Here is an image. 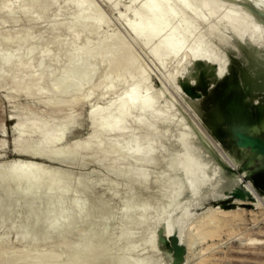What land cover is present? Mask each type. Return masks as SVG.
Segmentation results:
<instances>
[{
  "label": "rangeland",
  "instance_id": "374dc122",
  "mask_svg": "<svg viewBox=\"0 0 264 264\" xmlns=\"http://www.w3.org/2000/svg\"><path fill=\"white\" fill-rule=\"evenodd\" d=\"M65 1L67 0H55V5L48 7L47 13L45 11L43 14V20H38V22L31 21L30 18L40 17L41 9L44 7L27 8L24 15L20 16L18 23L12 22L18 4L14 0L0 2V17L4 13L9 15L0 27V35L10 31L27 29L31 31L30 36L25 40L13 39L8 43L9 48L17 46L18 49L8 56L2 74L11 69L25 68L28 60L38 56L42 52V48L53 40V29L63 22H69L68 31L65 30V33H62L64 42L75 50L72 62L64 64L59 70L55 67L49 68L46 71L48 75L45 79L41 80L38 76L40 72H37L30 78L26 92L12 90L10 88L13 81L12 76L0 74V164L12 166L16 161L22 160L47 165L48 171H52L51 173L59 171L60 181L64 182L67 178L70 179L72 187L70 192L61 197L55 194L53 189L50 193L48 191L44 193L22 191L13 192L7 196L5 194L6 185L10 184L11 186H7L12 187L14 183L12 180L6 179V183L3 184L4 188L3 185L0 186V264H134V257L140 259L139 255H142L140 257L143 258L146 257V262L140 261L137 264H159L156 262L158 259L164 261V264H172V255L159 243V230L162 227L166 230L167 236L174 232L179 234L181 242L187 248L184 264H200L202 260L206 261L205 259L211 256L215 257L205 264H264V193L255 188L251 181L245 180L246 172L240 173L239 168L245 159V151L242 152L239 159L236 153L233 154L230 151L226 143L223 144L211 132L215 123L213 119L210 121L209 114L199 115L200 109L194 110L191 107L193 98L187 96L182 90L180 86L182 80L177 76L176 78L171 76L173 71L178 68V61L173 60L166 64L167 60L163 54L157 57L152 56L151 50L156 44V38H152L148 43L142 45V40H146L145 36L131 32L130 26L143 15V3L135 4L133 0H115L116 2L110 5L107 0H79V6L70 17L67 15L68 19L66 15L57 18L56 11ZM242 1L219 0L217 5L222 13L233 8V16L245 11L247 13L245 20H251L264 10V0H261L260 3L255 0H245L244 3ZM211 2L212 0H201L203 5ZM252 7L256 8L258 13L254 12ZM66 11H70L69 8ZM120 13H122V17L119 18ZM222 13L219 14L220 16L210 17L206 24L199 28V31L204 34L212 31L224 20ZM47 16L50 17L47 19ZM96 21L102 22L100 26H94ZM236 26L237 21L232 19L229 28L233 29ZM77 28L94 38L88 47L83 48L82 46L85 39L83 35L74 39ZM250 41H254L255 47L260 49L255 55L256 58L251 59H258V61L263 59L262 61H264V24H260L257 31L249 33L243 39V43ZM32 44L37 45L33 52L29 50ZM195 45V48L203 51L208 58L214 52V48L209 43L195 42ZM4 46L1 44L0 50L9 52L8 48ZM233 55L230 54L231 57ZM112 56H115L113 64H111ZM258 56L262 57L259 59ZM208 58L205 59V62ZM240 59L243 60L241 57ZM240 59L238 57L237 60L241 62V67L247 68L250 58L249 61L243 60V62ZM95 62H98L100 67L106 70L103 74L98 70L90 71V65ZM234 63L237 61H234L233 65L230 64V67L221 76L211 80V89L219 83V80L231 75ZM165 64L167 68H165ZM252 71V76L254 75L252 78L256 79L257 71ZM263 71L264 69H262ZM56 72H58V76L53 83L52 78ZM196 78H198L197 75L190 80L199 88L200 85ZM98 79H102L105 84L91 88V84ZM40 82L44 86L54 87L55 98L52 106H47V103L42 102L44 98L41 102L35 98L33 87ZM135 84H139L141 89L152 85V89L155 88L156 92V102H163L168 109L171 108L170 116L174 118L173 124L166 125L161 122L158 124L161 127H156L158 128L156 132H158L155 138L159 136L157 146H159L160 140L163 143L162 148L158 150L155 141L156 149L153 152L151 150L152 153L148 157H144L143 160L145 162L151 156L158 154L157 156H163V160L166 162L164 164L162 162L163 166L149 171L148 177L143 183L130 184L126 175L131 168L140 171L143 161L124 163V165L122 163L123 167L120 165L121 175L107 169L108 164L111 163L110 159L120 156L115 153L116 149L114 148L104 154L103 159L106 162L110 161L106 163V167L102 166L105 161H101L99 158L101 155L98 154L97 149L91 150L80 160L72 159V161L64 163L49 157L27 156L15 152L13 144L16 133L13 128L18 124V120L14 117L20 115L26 117L27 113H30L31 122L39 123L40 118H45L48 125L52 123L61 125L67 121V126L61 127L65 129L62 131L64 137L59 143L60 147H64L75 142L86 141L92 133V119H102L105 116L104 112L92 114V110L97 105L120 99L125 89ZM7 94L11 95L10 99L7 98L9 97ZM44 115L46 116L43 117ZM52 117H55V120ZM187 126L194 129L195 135L199 134L206 143L202 148H197L198 154L195 153V155L197 154L200 158L196 157V163L199 160L201 162L198 163L197 168L194 162L193 172L187 164L190 165L195 155L190 153L193 158L189 157L190 154L187 152L186 156L191 160L189 159L186 163L187 160L184 157L186 152L184 151L187 149L181 145V133L186 131ZM131 127L132 125L125 133L129 132ZM142 134L140 133V136L145 137L143 132ZM27 138L29 141H33L35 135L30 134ZM114 139L113 136L108 138L112 146ZM182 147L186 150H183ZM207 149L211 152L210 154H207ZM204 154L206 155L204 156ZM175 158H178L176 164L174 163L177 168L172 167V173L176 174L179 171L176 174L178 177L174 176L175 174L173 176L170 174L171 164L175 162ZM174 164L172 165L175 167ZM164 165L166 166L165 171L162 169ZM182 167L186 168H184L185 171ZM187 167L192 172V178H190L189 171V177L187 175L188 178L185 180L186 174L184 176V173ZM228 168L234 172L229 171ZM160 170L161 175L160 172H157ZM175 170L178 171L175 172ZM180 171H183L184 178L179 179ZM156 173L164 178L155 181L153 176ZM196 173H198L197 176ZM175 177L178 178L177 182L179 183H176ZM168 180H170V185ZM181 181L182 184H180ZM62 182L59 183L62 184ZM172 185L177 186L178 189ZM236 187H241L244 191L249 192L250 197L238 199L226 193L227 190L230 192ZM188 195L191 197L189 200L187 199ZM183 196H186L187 200L183 199ZM231 200H234V208L221 206ZM32 208L35 211L30 215ZM57 208L62 217L55 216L54 211L56 212ZM132 208L136 210L137 214L144 213V220L136 221L137 218L129 216L125 225L119 226L116 223L117 225L115 224L104 231L105 219L114 217L117 222L123 210L127 211ZM235 211L244 212L246 224H235L232 234L223 232L220 235H209V231L216 222L215 218ZM88 212L90 215L86 220L90 221L93 227L91 226L87 232L79 234L84 226L79 222ZM68 214L69 222L64 219ZM25 236L28 238L25 239ZM247 236L262 239V245L258 247L245 246L246 241H243ZM65 241L68 243L65 244ZM146 244L148 245L146 246ZM203 263L202 261L201 264Z\"/></svg>",
  "mask_w": 264,
  "mask_h": 264
},
{
  "label": "bare ground",
  "instance_id": "6f19581e",
  "mask_svg": "<svg viewBox=\"0 0 264 264\" xmlns=\"http://www.w3.org/2000/svg\"><path fill=\"white\" fill-rule=\"evenodd\" d=\"M7 1H9V0H0V2H7ZM14 1L18 4V9L14 12L12 22H17L18 20H20L19 19L20 16L24 15V12L26 11L27 8L35 9L37 6L41 7V8L44 7V9H41V16L34 18V19L30 18V20L31 21H37V22H38V20L42 21L43 20L42 19L43 14L45 13V11L47 13L48 7L55 5V0H43V1H41V0H14ZM133 1L135 4H142L143 3V15L140 19H138L135 23H133L130 26L131 32H133L135 34H143L145 36L146 40H142V42H141L142 45H144L145 43H148L149 40H151L152 38H156V40H157L156 44L154 45V47L151 50V54L153 57H157V56L163 54L167 60L166 64L173 61V60L178 61V63H179L178 68L173 71L171 76H173L175 78L177 76L182 81H189L190 79L195 78L196 75L198 76L197 68H199V69L200 68H208L209 79L212 80L214 78L221 76L224 73V71L230 67V64H232L234 61H236L238 59V57H239V59H240V57L243 58V60H245V61L246 60L249 61L248 59L250 58V62L248 63L247 68H246L250 72V74H251L250 76H252V73H251L252 70L257 71L256 72L257 73L256 76H258L257 78L264 76V72H262V69H264V66L262 68V65H264L263 64L264 61H262L263 59L259 60V61H258V59L254 60L256 58L255 55H257V53H258L257 51L260 49L255 47L256 44L254 41H252V42L250 41L249 43H243V39L245 37H247V35L249 33L253 32V31H257L259 29V25L264 24V10L261 11L260 13H258L257 15H255L251 20H245V14H247L245 11H241L239 13V15H237V16H233V14H232L233 8H230L226 12L222 13L221 10L219 9L220 8L219 5H217L219 0H212L211 3L206 4V5H203L201 3V0H147V1H145V0H133ZM255 1L257 3L261 2V0H255ZM107 2H108V4L111 5L112 3L116 2V1L115 0H107ZM242 2L244 3L245 0H243ZM242 2L240 3L241 5L243 4ZM79 3H80L79 0H67L65 2H62L60 7H59V10L57 9L56 14H55V12H54V14L56 15L57 18L58 17L60 18L61 16L66 15V17L68 19L71 16V14L77 9V7L79 6ZM68 8L70 11H66V10H68ZM221 13L224 16V20L219 25H217L212 31H210L207 34L201 33L199 31V28L202 27L204 24H206V22L209 20L210 17L220 16L219 14H221ZM67 15H69V17ZM8 17H9V15H7L6 13L1 15L0 27L4 24V22L6 21V19ZM49 17L50 16H47V19ZM54 17H53V20H54ZM118 17L119 18L122 17V13H120ZM232 19H234V21H237V26L233 29L229 28V24H230ZM19 23H20V21H19ZM101 23L102 22H100V21H98V22L96 21L94 26L98 27V26H100ZM16 25H20V24H16ZM30 26H32V25H30ZM17 28H19V27H17ZM17 28H15V29H17ZM31 29H32V27H31ZM68 29H69V22L68 21L58 24L52 31V34L54 35V37L52 35L53 40L49 44L45 45L42 48V52L38 56H35V57H32L31 59H29L28 60L29 62L25 68H23L21 70L11 69L10 71L3 73L5 75H11L12 76L13 81L10 84V88L12 90L26 92V90L28 89V83H29L30 78H32L37 72H40L38 76L40 77L41 80H43L47 77L48 74L46 71L49 70V68L55 67L59 70V69H61V67L64 64L72 62L73 56H75V50L71 45L64 42L63 34H62L65 30L68 31ZM41 33H42V31H41ZM30 34H31V31L29 29H27V30H22V31H13V32L10 31L7 34H1L0 35V46H1V44L5 45L4 47L8 48V50H9V52H6L3 49L0 50V74H2V70H3V67H4L6 61H7L8 56L11 55L15 50L18 49L17 46L9 48L7 46L8 43L13 39L25 40L26 38H28L30 36ZM81 35H83L85 37V39L82 43L83 48L88 47L92 43L94 38L91 36H88L87 34H84L83 31H81L77 28L75 30V33H74V39H78V37H80ZM195 42L209 43L214 48L213 49L214 52H213V54H211L210 58L206 57V54L203 51H200V49L195 48V46H196ZM36 46H37L36 44H32L29 47V50L31 52H33V49ZM233 52H234V55H233ZM230 54H232L233 57H231ZM261 57H259V59ZM207 58H208V60L205 62V59H207ZM251 58H254V59H251ZM114 59H115V56H112L111 64L114 63ZM240 60H242V59H240ZM243 60H242V62H243ZM166 64H165V68H167ZM235 64L236 63H234V66H235ZM213 66H215L217 68L214 70V73H211ZM244 66L246 67V65H244ZM97 70L101 71L102 74L106 71L104 68L100 67L98 62L97 63L95 62V63L90 65V71L91 72H94ZM254 74H255V72H254ZM240 75H241V73H240ZM57 76H58V72H56L52 78L53 83L56 80ZM196 79H198V78H196ZM104 84H105V82L102 79H98L97 81H95L94 83L91 84V88L96 87V86H101ZM242 84H243V82H242ZM254 87H255V85L253 84V87H252L253 90H254ZM152 88H153L152 85H149L145 89H141L139 84H135V85H132V86L128 87L127 89H125V91L122 93L120 99L118 98L116 101L111 100L107 103L97 105L96 108L94 110H92L91 113L95 114L98 112H104L105 116L102 119H92V123H91L92 133H91L90 137H88V139L86 141L75 142L73 144L66 145L64 147H60L59 143L62 141V139L64 137V134L62 133V131L65 128H61V127L62 126L64 127L67 124V121L65 123H62L61 125H57V124L55 125V123L53 125L52 122H51L52 123L51 125H48V123L45 121V118H43V119L40 118L39 120L41 122L39 121V123L31 122L32 117H31L30 113H27L26 117H25V115L23 117L21 115L18 117L16 116V117H14V119L18 120L17 121L18 124H16L15 127L13 128L15 133H16L13 148L17 154H25L27 156H41V157H45V158L49 157V158H52L56 161L63 162V163L67 162L69 160L72 161V159H75V160L79 159L80 160V158H84V155H86V154L88 155L89 152L93 149H97L98 154L101 155L99 158L103 162V161H105L103 159L104 154L106 152L112 150V148H114V149H116L115 153L119 154L120 156H115L112 159H110L111 163H110V165L108 164V166L111 168H109L107 166V169H111V170L115 171L114 172L115 174L116 173L120 174L121 173L120 172L121 171L120 165L122 163L124 165V163L131 164V163L143 161L142 162L143 165L140 168V171H137L136 169L131 168L126 173V175L128 176V180H129L130 184H135V183L141 184L148 177L149 171H151L153 168L163 166L162 162H163V164L166 162L165 160H163L164 159L163 156L159 155L160 156L159 157V156H157L158 154L151 156L150 159L145 160V162L143 160L144 157H148V155L156 149L157 138L159 139V136L157 138H155L156 137L155 135L158 132V131L156 132V129H158L156 127L157 126L161 127L160 125H158L161 122L166 123V125H167V124H171V123L173 124L172 121H174L173 120L174 118H172V116H170V113H172L171 112L172 109L171 108L168 109L164 105L163 102H161V103L156 102V100H155V94H156L155 88L154 89H152ZM213 88H215V87H212V89ZM200 89H201V86H199L198 90H200ZM212 89L210 88V91L207 92V94H205L202 98L193 99V102L190 104L191 107L194 110L200 109L199 111H201L202 106H204L203 105L204 102H207V100L211 97L210 92H212ZM33 91L36 94L35 98H38L40 100L38 102H41L42 98H44L43 99L44 101L42 100V102L47 103L46 104L47 106L53 105L54 98H55V92H54L53 86L47 87V86H44L42 82H40L33 87ZM7 95H9V97H7V98L10 99L11 95L10 94H7ZM12 96H13V94H12ZM65 103H69V102H65ZM63 105H65V104H63ZM66 105L69 106V104H66ZM16 111H18V110H16ZM21 113L23 115L22 111H21ZM16 114H17V112H16ZM204 114L206 115L208 113H204ZM13 115H15V114H13ZM45 116L46 115H44L43 117H45ZM119 116H120V118H119ZM92 117H94V116H92ZM182 119H184V118H182ZM47 121L50 122L49 120H47ZM56 121H57V119H56ZM131 125H132V127H131L130 131L128 130L129 132L125 133V131H127V129H129V126H131ZM163 126H164V124H163ZM142 132L145 134V137H142V135H143ZM211 132L214 133V130H211ZM27 133H29V134H27ZM140 133L142 134L141 136H140ZM153 133H154V136L152 135ZM30 134L35 135V139L33 141H29V139L27 138V136ZM111 136L115 137L114 142H113V146L111 143H109L110 141H108V138ZM199 137H200V135L199 134H198V136H197V134L195 135L194 129L190 128V126L189 127L187 126L186 131H183L181 133V145H183V147L187 149V151H184V152H186L184 157H186L187 162L184 160L185 158L182 157L184 162L188 163V160L190 159V158H187V156H186L187 152L189 154L190 153L193 154V156H194L195 153L198 154L197 148L200 149V148H202L203 144H206L205 141H203L201 137L199 139ZM155 141H156V146H154ZM159 142H160L159 146L160 145L161 146L160 147L157 146L158 150H159V148L160 149L162 148V144H163L162 141L159 140ZM223 144H225V143L223 142ZM183 147H182V149L186 150ZM151 150H152V152H151ZM158 150H156V151H158ZM204 150H205V148H204ZM204 150H203V152H204ZM207 151H208V149H207ZM210 153L211 152L208 151L207 154H210ZM191 154L189 155V157L193 158V156H191ZM196 155L194 156V160H192L190 162V165H189V163L187 164L188 166H190V170L195 164H196L195 167L197 168L201 162L199 160L198 161L199 164L196 163L197 162L196 157H198V155L197 156ZM205 155L206 154H204V156ZM181 156H182V153H181ZM161 157H162V159H161ZM198 158H200V157H198ZM177 159L178 158H175L174 159L175 162H172V164H174V163L176 164ZM171 160L173 161V159H171ZM201 160H202V158H201ZM122 161H124V162H122ZM76 162H78V161H76ZM108 162H110V161H108ZM108 162H106V161L103 162L104 165H102V166L106 167L105 165ZM194 162H195V164H194ZM70 163H72V162H70ZM172 164H171V169H172V167L174 169L177 168L175 164H174L175 167ZM191 164H192V166H191ZM123 165H121V166L123 167ZM178 165H180V164H178ZM185 166H186V164H185ZM165 167L166 166L164 165V168H162L163 171H165L164 170ZM168 167H170V166H168ZM182 168L184 170L185 167H182ZM196 168H194V169H196ZM56 170H57V168H56ZM190 170H188V167H187V170L184 173V176L186 174L185 180L189 177L188 174H189ZM172 171H173V169L171 170L170 174L173 176V174H175V173H172ZM176 171H178V170H175V172ZM191 171L193 172V168ZM191 171H190V178H192V176H191L192 172ZM51 172L48 171L47 165L45 166L43 164H36V163L30 162V161H22V160L16 161L14 163V165H12V166L0 164V186L3 185L4 183H6L5 181L7 178L9 180H12V182L14 183L12 187L7 186L10 184L6 185L5 194H7V196H10V193L13 194V192L18 193V192H22V191L26 192V193H28V191H30V192L36 191V192H41V193L48 191L50 193V191H52V189H53V192L61 197V196L65 195V193L70 192V188L72 190V187L70 186V184H71L70 179L67 178L64 182H62L59 180V178L61 177L60 174L58 173L59 171H56L54 173H51ZM157 172H160L159 174L161 175V170L157 171ZM182 173H183V171L181 172V176L179 177V179L184 178L182 176ZM176 174L174 176H176ZM197 174L198 173H196V176H197ZM160 175H158L156 173L155 176H153V179L155 181H158V180L160 181V179L163 177ZM168 175H169V173H168ZM187 175H188V177H187ZM193 176H195V175L193 174ZM176 177H178V176H176ZM176 177H175V179H176ZM166 178H167V176H166ZM170 178H172V177H170ZM198 178H200V177H198ZM72 179H73V177H72ZM130 180H132V181H130ZM174 180H173V182H174ZM177 180H178V178L176 179V183H179V182H177ZM168 181H169V185H170V180H168ZM59 182L60 183L62 182V184H60ZM171 184H173V183L171 182ZM180 184H182V181ZM2 187L4 188V185ZM173 187H175V189H176L177 186H173ZM73 189H74V187H73ZM169 189H171V188L169 187ZM177 189H178V187H177ZM81 190H84V189L81 188ZM53 192L51 193L52 195H53ZM174 192L176 193V191H174ZM172 194H173V192H172ZM166 196H167V194H166ZM63 198H62V200H63ZM185 198H186V196L183 199H185ZM190 198H191L190 196L187 197L188 200ZM183 199H182V201H183ZM187 199H185V200H187ZM185 200H184V202H185ZM168 204H169V200H168ZM140 205H142V204H140ZM34 211H35V209L32 210L30 215H32L34 213ZM59 211L60 210L58 208H57L56 212L54 211V213L56 214L55 216L57 218L62 217L61 212H59ZM242 212L241 211L230 212V213H227V214H224L222 216L215 218L216 222L214 221L215 224H214L213 228H211V230L209 231V235H211V236L220 235L223 232L224 233L227 232L228 234L230 232H231V234H232V232L234 233V231H232V230H233V226L235 224H238V223L246 224L245 223L246 219L243 216L245 214H244V212L243 213ZM71 213L72 212L70 211V214ZM52 214H53V212H52ZM88 215H90L89 212L85 216H83V218H82L83 220H81V222H79V223H82L84 225L79 234H82L83 232H87L89 229H91V226L93 225V224L91 225L90 221L86 220L88 218ZM120 215L121 216H120V218H118L117 222L115 221L114 217H108L107 219H105L106 221H104V225H103L104 231H107L108 228L114 226L116 223L119 224V226L125 225L126 219L129 216H133V217L137 218L136 221H138L140 219L139 220L140 222H141V219H143L145 216L144 213H141V214L138 213L137 214L136 210L133 208L129 209L127 211L123 210ZM29 217H31V216H29ZM68 218H70L69 214L66 215L64 219H67V221L68 220L70 221V219H68ZM64 219H62V220H64ZM57 223H58V221H57ZM55 225H56V223H55ZM155 227H157V226H155ZM7 229H9V228H7ZM171 230H173V228H171ZM56 233H57V230H56ZM171 233H172V231H171ZM4 235H5V233H4ZM21 236H22V234H21ZM24 238L27 239L28 237L25 236ZM242 240H244V239H242ZM245 241H246V243L244 244L245 246L258 247V246L262 245V239H259V238L254 237V236H247L246 240H244L243 242H245ZM66 242L67 241H65V244H66ZM68 245H70V244H68ZM147 245L148 244H146V246ZM39 250H40V248H39ZM140 256H142V255H139L140 259L134 257V260H135L134 264L135 263L137 264L140 261L146 262V257H144L145 258L144 259L143 257H140ZM212 257H215V256H211L208 259H205L206 261L202 260L204 262L203 264L210 261ZM159 260L160 259H158L156 262L157 263L159 262V264L165 263L164 261H162V260L159 261ZM201 262H200V264H201Z\"/></svg>",
  "mask_w": 264,
  "mask_h": 264
},
{
  "label": "water",
  "instance_id": "95a60500",
  "mask_svg": "<svg viewBox=\"0 0 264 264\" xmlns=\"http://www.w3.org/2000/svg\"><path fill=\"white\" fill-rule=\"evenodd\" d=\"M252 9L258 13L256 8ZM236 61L231 75L219 80L212 89L211 97L204 102L199 115L209 114L208 118L210 121L213 119L215 123L214 134L218 140L226 143L239 159L245 151V159L240 162V173L246 172L245 180L251 181L255 188L264 193V76L259 77L260 79L252 78L250 72L241 67V62ZM216 68L213 66L211 73H214ZM197 71L200 90L191 81L180 82L185 94L193 99L202 98L211 88L208 68H197ZM228 170L234 172L231 168ZM226 193L238 199L251 195L241 187H236L230 192L227 190ZM221 206L234 208V200ZM159 243L172 255V264H184L187 248L181 242L179 234L174 232L167 236L166 230L162 228L159 230Z\"/></svg>",
  "mask_w": 264,
  "mask_h": 264
}]
</instances>
